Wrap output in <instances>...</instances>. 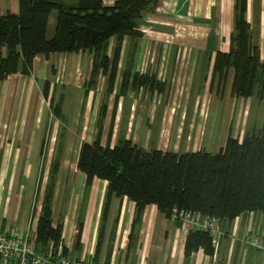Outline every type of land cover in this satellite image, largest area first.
<instances>
[{
  "label": "crops",
  "instance_id": "0c3cea01",
  "mask_svg": "<svg viewBox=\"0 0 264 264\" xmlns=\"http://www.w3.org/2000/svg\"><path fill=\"white\" fill-rule=\"evenodd\" d=\"M62 1L72 4L78 0ZM103 1L109 5L116 0ZM235 4L236 0H159L153 10L143 14L139 23L145 34L150 32L149 35L173 36L175 32L178 35L179 24L203 28L213 72L216 52L230 49ZM18 10L19 0H0V14ZM247 17L251 22L253 41L259 45L264 59V0H247ZM55 28L56 11H53L48 25L49 37L54 35ZM127 43L128 38L121 60ZM136 54L137 64L142 57H157V53L151 51L138 50ZM158 55H162V59H179V52ZM92 66L93 53L90 51L54 52L49 56L38 53L30 74L18 71L0 80V232H21L36 238L46 187L56 158L52 140L60 128L58 115L54 112L53 79L64 70H68L70 78L78 74L73 88L68 86L67 90L81 94L85 87L88 89L81 80L90 73ZM233 78L234 69L231 68L227 80L220 84L221 89L227 83L231 98L242 104L247 112L255 111V114H245V124H232V118L224 117L222 132L216 135L215 131L210 138H199L198 135L195 138L189 134L179 135V123L166 120L162 128L160 126L161 131L153 135L151 122L148 124L145 118L137 120L134 116L130 118L125 136L146 149L174 152L206 149L212 153L225 146L230 133L243 139L248 131L264 127V98L258 94L249 98L233 95ZM47 81H50L48 96L45 95ZM216 83L218 77L212 75L211 84ZM73 102L81 112L83 100ZM86 106L90 111H85L84 127L81 128L84 134L77 147L78 154L84 141L92 142L96 137L94 128L98 123L101 100L88 99ZM135 123L139 124L135 126ZM191 131L192 128L189 133ZM113 139L112 136V144ZM66 149L53 199V225L62 227L58 251L64 250L65 256L86 264H264V251L245 241L253 231L264 236V212L245 211L232 220L221 219L222 234L218 245L212 244L213 252L201 247L187 253L190 231L182 222L171 219L156 203L148 204L139 216L137 204L129 196L113 195L108 200V181L95 177L87 186L86 173L78 167L79 155L75 163H70L72 151L70 147ZM0 264L22 263L15 258H0Z\"/></svg>",
  "mask_w": 264,
  "mask_h": 264
},
{
  "label": "trees",
  "instance_id": "16d2710c",
  "mask_svg": "<svg viewBox=\"0 0 264 264\" xmlns=\"http://www.w3.org/2000/svg\"><path fill=\"white\" fill-rule=\"evenodd\" d=\"M159 0H19L17 12L0 14V80L10 74H30L38 53L90 51L93 66L88 86L96 83L100 73L108 76V93L114 92L120 70L125 40L130 58L124 70L120 94L125 95L138 39L143 35L139 20L153 10ZM56 11V28L48 36L50 15ZM3 48L6 51H3ZM234 69L232 93L249 98H264V59L254 43L251 22L247 17V0H236L235 23L230 49L218 50L213 60V77L220 85ZM133 85L146 84L148 76H133ZM50 81L45 84L48 96ZM88 91V90H87ZM118 100L116 101V106ZM61 113V102L54 107ZM107 103L98 118V131L92 142L80 147L78 167L86 173L87 186L95 177L108 181L107 198L129 196L137 204L140 216L150 203H156L168 216L173 207H186L232 220L245 211L264 212V127L248 131L243 139L230 133L218 152L206 149L174 152L160 148L146 149L121 136L113 145L114 117L104 145V119ZM60 160L55 158L39 216L36 245L41 252L54 255L62 240V227L53 225V199ZM107 200V202H108ZM208 232L191 230L186 251L203 247L213 252ZM64 253V250L62 254Z\"/></svg>",
  "mask_w": 264,
  "mask_h": 264
},
{
  "label": "rangeland",
  "instance_id": "374dc122",
  "mask_svg": "<svg viewBox=\"0 0 264 264\" xmlns=\"http://www.w3.org/2000/svg\"><path fill=\"white\" fill-rule=\"evenodd\" d=\"M142 27L140 23V29ZM177 33L178 35L175 32L173 36H165L156 33L149 35L150 32L145 34L143 31V35L137 42V51L156 52L157 57L154 59L142 57L138 59L137 64L136 51L130 84L126 94L121 95L118 99L117 96L123 85L124 70L130 62L127 50L121 60L114 92L111 94L108 93V76L102 73L96 78V83L88 86V89L85 87L81 94H77L78 92L74 90H67L68 86L73 88L72 84L76 81L75 78L78 77V74L70 78L68 70H64L53 79L54 104L56 106L58 102H61V114L57 116L60 128L52 142L55 146L56 158L60 162L67 147H70V151H72L69 162L75 163L78 158L77 147L84 134L81 128L84 127L85 111H90L88 106L84 107L88 99L98 100L100 98L101 105L107 103V115L104 119V145L107 143L108 133L112 126L113 114L115 115L113 145L121 136H125L130 118L134 116L137 117V120L145 118L146 123L151 122L150 128H152L153 135L161 131L160 126L162 128L166 120L179 123V133L181 132L179 135L189 134L194 135L195 138L197 135L199 138H210L215 131L216 135L222 132L225 126L224 117L232 118V124H245L247 120L245 114L250 112H247L248 110L242 104L241 106L231 98L232 96L226 89L227 83L223 89L218 83L211 84L212 58L210 52L206 51L204 29L179 24ZM164 52L172 54L179 52V59L160 58L162 55H158V53ZM135 74L148 76V83L133 85L132 79ZM90 79L91 71L81 81L88 85ZM76 99H81L84 102L81 112L73 105V101ZM95 111L96 108H94L93 117ZM254 112L251 110L250 114H255ZM89 115L91 114L89 113ZM98 115H100V111ZM190 128H192L191 133H189ZM97 131L98 125L94 128V136ZM57 178L56 175V184Z\"/></svg>",
  "mask_w": 264,
  "mask_h": 264
},
{
  "label": "built area",
  "instance_id": "2783aa9c",
  "mask_svg": "<svg viewBox=\"0 0 264 264\" xmlns=\"http://www.w3.org/2000/svg\"><path fill=\"white\" fill-rule=\"evenodd\" d=\"M169 217L182 222L189 231L208 232L212 237V243L215 246L218 245L222 234L221 218L219 216L204 213L201 210L175 206L172 208ZM245 241L264 251V236L259 231L249 233L245 237ZM0 258H15L22 264H86L82 260L65 256L61 251H58L56 255L52 251L41 252L37 249L36 238L28 237L21 232H0Z\"/></svg>",
  "mask_w": 264,
  "mask_h": 264
}]
</instances>
